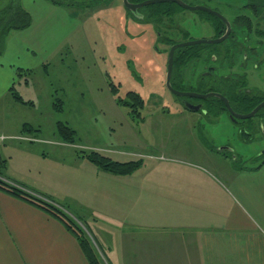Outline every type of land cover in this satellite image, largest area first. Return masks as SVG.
Segmentation results:
<instances>
[{
  "label": "rangeland",
  "instance_id": "1",
  "mask_svg": "<svg viewBox=\"0 0 264 264\" xmlns=\"http://www.w3.org/2000/svg\"><path fill=\"white\" fill-rule=\"evenodd\" d=\"M7 1L0 0V8ZM60 1L75 10L80 21V28L65 43L73 46V50L64 62L58 55L53 56L47 72L37 67L27 78V84L23 73L14 85V92L33 105L13 100L10 92L0 98L3 173L51 194L64 188L75 192L85 181L98 187L104 182L93 178L91 181L88 177L85 180L82 169L73 164L75 153L95 150L116 161L135 162L137 167L131 178L139 179L146 187L144 214L162 217L163 225H168L165 223L171 215L168 199L171 187L179 179L175 170L194 175L196 188L205 181L203 174L219 178L224 190L210 182L212 201H224L226 207L234 208L239 201L230 188L229 175L256 166L264 156V115H260L264 110L251 119L234 123L219 108L190 111L186 106H195L194 98L178 97L166 86L167 59L172 45L168 38L185 43L215 40L223 35L217 36L213 20L206 19L208 14L181 9L172 19L163 18L157 24L149 18L138 20L126 9L123 0ZM181 1L216 11L229 22L231 31L223 42L199 44L196 54L178 59L172 71L174 89L207 93L208 84L201 80L206 66L213 67L219 80L224 75L243 73L234 65L233 54L218 61L211 57L205 61L206 52L228 50L236 40L247 44L242 46L243 52L251 44L258 53L264 51V0ZM149 6L140 8L139 13L147 15ZM238 16L241 18L236 19ZM218 27L224 29L220 24ZM260 56L264 58V54ZM260 56L254 62L256 66L249 63L245 71L250 75L249 87L259 89L260 95H264V61L263 66L254 68L262 61ZM6 81L0 77V87ZM129 92L137 93L144 101L138 115L119 103L120 98L128 99ZM205 103L204 100L201 104L205 106ZM24 123L39 132L26 134L22 131ZM59 123L75 131L74 142L66 141L75 147L54 144L65 141L56 132ZM100 217L105 223L106 218ZM72 219L85 231L79 219ZM114 224L116 230L123 227ZM97 226L104 235L87 236L102 264H201L197 244L188 238L192 235H154L153 240H147L148 235H117L120 230L112 231L115 235H106V231L111 233L108 225Z\"/></svg>",
  "mask_w": 264,
  "mask_h": 264
},
{
  "label": "crops",
  "instance_id": "2",
  "mask_svg": "<svg viewBox=\"0 0 264 264\" xmlns=\"http://www.w3.org/2000/svg\"><path fill=\"white\" fill-rule=\"evenodd\" d=\"M20 4L29 12L31 24L7 36L0 56V77L7 81L1 82L0 98L11 93L23 73L27 84V78L37 67L47 72V64L53 56L58 55L64 62L73 50V46L68 47L65 43L80 28L77 12L69 6L47 0H20ZM25 124L28 123L22 127ZM54 144L63 148L75 147L66 141H54ZM73 164L80 171L82 169L85 180L88 177L92 181L93 178L104 184L92 187V183L85 181L75 192L64 188L60 193L51 194L46 189L24 185L5 173L2 176L53 201L68 216L79 219L85 225L87 235H104L98 223L108 225L111 233L106 231V235H115L112 231L118 230L117 235H148L147 240H153L154 235H192L188 238L197 244L201 264H264V163L257 168L232 171L229 175L230 188L239 201L234 208L226 207L224 201H212L210 182L224 190L219 178L203 174L205 181L196 188L194 175H189L186 170H175L179 179L171 187L172 194L168 197L171 209L168 223H165L168 225H163L160 216L144 214L146 187L139 179H132L133 174L117 176L101 171L79 153L74 154ZM117 180L120 182L116 183ZM100 216L106 218L105 223ZM114 223L123 224V227L116 230ZM193 235L198 236L194 238ZM0 264L88 262L73 234L58 219L0 190Z\"/></svg>",
  "mask_w": 264,
  "mask_h": 264
},
{
  "label": "trees",
  "instance_id": "3",
  "mask_svg": "<svg viewBox=\"0 0 264 264\" xmlns=\"http://www.w3.org/2000/svg\"><path fill=\"white\" fill-rule=\"evenodd\" d=\"M47 1H50L56 5L65 4L63 1L60 0H47ZM143 1L146 0H129V2L131 3H141ZM149 8L150 9L147 11V15H143V20L149 18L151 21L157 24H160L163 18L170 17V19H172L174 15H177V11L181 10V8H179L177 5L169 2L154 4L149 6ZM207 18L209 20H213V22L212 21L211 22L213 24L215 31L217 32V36L224 34L226 27L221 20L211 15H206V19ZM239 18H241V16L236 17V19ZM30 24H31V16L28 11L23 9V7L20 4V0H9L5 5H3L0 8V56L3 53L4 43L7 39L6 37L12 32L20 31L28 28ZM219 24L224 29L222 30L219 29L218 27ZM168 40L169 42H172L171 43L172 45L170 44L171 46L178 43V42H174L172 39L169 38ZM199 49L200 46L198 45L176 49L173 57V67L176 66L178 59L181 60L182 58L186 57V54H190V53L196 54L197 53L196 51ZM176 76H177L176 73H174V78H175L174 80H176ZM172 78H173V73L171 80ZM175 89L179 90L178 88ZM11 95L12 98L17 102H20L22 104H32V102L30 101L25 102L19 95H17L14 92V88L11 89ZM223 96H225L228 99L229 104L233 109V111L239 114L249 113L261 101V99L248 94H243L239 92L235 93L234 90H231L229 92V95H223ZM126 97L128 98L126 100L120 98L119 103L130 107L133 110V112H136L137 115L140 114L139 109L143 108L144 105V101L142 100V98L137 93L134 92H129ZM205 102H208L210 107L213 106L214 107L213 109L219 108L220 110H224L225 112H227L223 102L218 98L210 97L206 99ZM262 110H264V108L258 111V113L255 116L259 115L262 112ZM263 114L264 112H262L260 115ZM57 127L58 128L56 132L59 135V137H61L65 141L74 142L75 131L72 128L62 123H59ZM38 131H39L38 129L32 127L29 124H25L23 126V132L33 133ZM79 156L89 161L97 169L117 176L131 175L134 169L137 167L135 162L116 161L108 156L98 153L97 151H91L89 153L82 152L79 153ZM263 163H264V156L259 160L257 165L254 167L257 168ZM4 168H5V159H2L0 156V190L1 191L15 198L26 201L34 206H37L43 211H45L47 214L58 219L67 228V230H69L73 234V236L79 243V246L81 247L88 264H102L97 256L95 250L96 248L93 247L90 238L87 236L85 231L63 211L62 208L53 204V201L49 199H45L42 196H39L33 193L32 191L27 190L17 183H13L4 179V177L2 176ZM97 247H99L98 244ZM99 249L101 252H103L100 247Z\"/></svg>",
  "mask_w": 264,
  "mask_h": 264
},
{
  "label": "flooded vegetation",
  "instance_id": "4",
  "mask_svg": "<svg viewBox=\"0 0 264 264\" xmlns=\"http://www.w3.org/2000/svg\"><path fill=\"white\" fill-rule=\"evenodd\" d=\"M254 44L258 45V43H254ZM251 45H249L250 49H247L245 52H243L242 46L246 47L247 44H245L242 41L236 40V42L233 44V47H230L228 50L223 49V50L214 51V52L208 53V54L206 52L204 54L206 56V57L204 56L205 61H207L208 57L213 58L214 61H218L220 59H225V57L227 55L231 56L233 54L234 57L232 58L233 59L232 61H233L234 65L235 66L237 65L239 71H243V73L240 72V73H233L232 75H224V76H222L223 80H224L223 81V80H219L217 77H215L216 72L212 71L213 70L212 66H210V67L206 66V70L203 72L204 75H202L201 80H203V81L205 80L208 84V91H206L207 93L215 92V93H219L221 95H229V92L231 90H234L235 93L239 92V93L248 94V95L254 96L256 98H259V99H261L260 103L264 101V95H260L262 92L258 91L259 89L249 87V85H250L249 84V76L250 75L248 73H246V71H245L247 66L250 65L249 63L254 64V62H256V60L258 59V56H260V54H264L263 50L261 51V53H258L259 50H257V47L255 45L251 47ZM258 48H259V46H258ZM246 52H255V54L248 55ZM260 58H261V56H260ZM261 60L262 61H260L259 66L254 67L255 69L259 68L260 66H263V65H261V63H263L264 58H261ZM224 82H225V84H224ZM222 84L225 86L221 87ZM223 89H224V91L222 92ZM207 93H205V94H207ZM194 100L196 101V103L194 105L200 106V109H199L200 111H208L209 109L211 110L214 108L213 106L210 107L208 102L205 103V106H203L202 104H203L204 100L196 99V98H194ZM198 111H194V112H198ZM246 120H248V119H246ZM239 121H244V120L237 119L236 123H239Z\"/></svg>",
  "mask_w": 264,
  "mask_h": 264
},
{
  "label": "water",
  "instance_id": "5",
  "mask_svg": "<svg viewBox=\"0 0 264 264\" xmlns=\"http://www.w3.org/2000/svg\"><path fill=\"white\" fill-rule=\"evenodd\" d=\"M166 2L174 3L175 5H177L179 8H181L183 10L204 12L208 15H211V16L216 17L219 20H221L225 24V27H226L224 34L215 40L188 41L185 43H177V44H174L173 46L170 47V50L168 53V59H167V74H166V86H167L168 90L171 93H173L174 95L181 97V98H196V99H201V100H206L210 97L218 98L224 103L225 108H226L231 120L234 123H236L237 119L246 120V119H250V118L254 117L257 114V112L264 107V101L261 102L260 104H258L251 112H249L247 114H238V113L233 111V109L231 108V106L229 104V101L223 95H221L219 93H215V92H211V93H207V94L186 93V92L176 90L171 86V77H172V70H173V56H174V52L176 49L188 47V46H195V45H199V44H214V43L223 42L224 40H226L228 38L230 31H231V27H230L229 22L222 15L217 13L216 11H213L212 9H209L207 7H204V6H191V5H188L181 0H146V1H143L141 3H131V2H129V0H123L124 6L126 7V9L131 14H133L138 20H141V21L143 20V15L139 13L140 8L147 6V5L166 3ZM186 108L189 109L190 111H198L200 109V106H198V105L197 106H191L190 105V106H186Z\"/></svg>",
  "mask_w": 264,
  "mask_h": 264
}]
</instances>
